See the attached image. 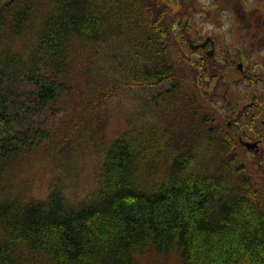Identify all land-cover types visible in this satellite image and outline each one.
Wrapping results in <instances>:
<instances>
[{
	"label": "trees",
	"instance_id": "16d2710c",
	"mask_svg": "<svg viewBox=\"0 0 264 264\" xmlns=\"http://www.w3.org/2000/svg\"><path fill=\"white\" fill-rule=\"evenodd\" d=\"M89 1L0 0V264H30L36 257L50 264H142L140 258L150 252L171 257L176 264H264V202L244 166L237 165L235 143L227 131L220 135L223 140H211L216 157L223 158L225 171L218 174L204 171V159L196 152L183 151L169 160L159 180L142 179L136 168L151 161L161 145L143 125L102 148L94 190L78 202L69 201L59 177L49 181L44 199L25 201L4 187V175L22 148L44 135L26 121L60 93L56 76L66 66L69 47L106 39L105 17L111 15L114 1L101 5ZM139 1L117 0V4L127 18L149 28L146 42L155 57L164 58L176 18L170 12L164 15L161 8L146 19ZM149 11L147 6L150 15ZM34 27L31 45L24 52L16 49L13 42ZM38 57L53 62L54 77L36 65ZM205 62L215 70L225 65L212 58ZM167 66H143L133 77L134 85H165L172 77ZM223 68L234 75L232 66ZM235 71L233 83L241 79ZM164 95L171 97L168 90ZM250 102L238 112L237 125L245 117L251 125L256 114L247 113L264 104V96H254ZM13 122L19 129L25 126L22 133L10 134ZM82 125L65 126L46 160L56 166L63 163L55 153L69 146ZM151 164L144 166L147 172Z\"/></svg>",
	"mask_w": 264,
	"mask_h": 264
},
{
	"label": "rangeland",
	"instance_id": "374dc122",
	"mask_svg": "<svg viewBox=\"0 0 264 264\" xmlns=\"http://www.w3.org/2000/svg\"><path fill=\"white\" fill-rule=\"evenodd\" d=\"M109 1L114 3L111 15L104 16L108 21L105 41L69 47L66 66L56 76L62 87L60 93L42 112L37 111L26 121L30 128L36 126L34 129L42 130L44 135L41 140L37 137L29 140L31 147L22 148L12 169L4 175L6 190L15 192L25 201L44 199L49 181L59 177L63 179L69 201L78 202L94 190L102 148L121 133L147 125L148 132L155 134L154 140L161 145L151 161L136 168V172L142 173V179L159 180L169 160L183 151L196 152L200 159L203 158L204 171L224 172L223 158L216 157L211 140H223L220 135L227 131L235 143L237 165L244 166L264 202V123L258 124L257 137L261 139L258 153L247 151L237 140L242 131L250 134L248 128L241 126L249 117L244 116L239 127L237 124L228 127V123L236 121L243 106L251 103L249 97L258 92L262 94L264 29L262 31L258 25L264 23V0H140L143 6L139 4V10L144 12L146 19L153 18L161 8L166 11L164 15L170 12L176 18V30L172 32L164 58L155 57L147 44L149 28L139 27L135 24L138 20L133 22V17L127 18V12L117 0L89 2L101 5ZM147 6L150 15L146 12ZM35 30L36 27L20 41L13 42L15 48H22L24 52L35 39ZM194 30L214 41L212 60L232 66L234 75L221 65L215 70L209 62L203 67L205 74H201L196 61L204 59L205 55L180 47L181 34H192ZM145 54L151 59L145 60ZM234 60L242 63L246 74L235 83L230 82L237 76ZM36 65L54 77L53 62L38 57ZM145 65H156L158 69L168 65L172 77L165 85L139 88L134 85L133 77ZM10 75L18 80L17 74ZM248 76L254 80L248 81ZM166 90L170 98L164 95ZM18 99L24 101L22 97ZM261 105L262 108L258 106L255 112L249 110L248 116L260 111L258 120H264V104ZM79 122L83 125L69 146L55 153L63 163L56 166L53 161H47L52 145L61 141L58 139L65 126L68 128ZM17 126L20 125L12 123L11 135L25 129L24 125L23 130ZM150 163L151 169L147 172L144 166ZM140 261L142 264H176L175 259L159 257L152 252ZM30 264L50 263L36 257Z\"/></svg>",
	"mask_w": 264,
	"mask_h": 264
},
{
	"label": "flooded vegetation",
	"instance_id": "af4514ba",
	"mask_svg": "<svg viewBox=\"0 0 264 264\" xmlns=\"http://www.w3.org/2000/svg\"><path fill=\"white\" fill-rule=\"evenodd\" d=\"M237 10H239V9H237ZM241 18L244 19V20L246 19L245 15L243 17L241 15ZM258 27L263 31V29H264V23L262 22V24H259ZM198 37L200 39L203 38L204 40L199 41V40L196 39ZM259 39L263 41V38H259ZM180 47L183 48V49H186V48L188 49L189 48V50H192L193 52H198L201 56L202 55H205L204 59H203V57L201 58V56H200L199 58H201V59L198 58L199 60L196 61V63L199 62V64H200L199 65V68L201 70L203 69V66L206 65L205 59L206 58H213V55L215 53V50H214V48H215L214 41L210 37H208V36H202L201 31L198 32V31H195L194 30V31H192V34L190 32H189V34H187V33L186 34H181ZM234 62L236 63L235 60H234ZM238 64H241L242 65V63H236L235 64V69L241 75V78L243 79L244 77H246V74L244 72L245 70H244L243 65L239 69L238 68ZM249 78H250V76H248L246 79L248 81L249 80L250 81L251 80H254L252 78L251 79H249ZM263 84H264V80H263ZM254 95L256 96V98H257V96L263 97L264 96V86H263V89H262V94H260V92H258V94H254ZM254 95H252L249 98L251 99L252 97H254ZM258 106H259V108H262V105L261 104H258L256 106V108ZM256 108L255 109H252L251 108L250 110H253V112H255ZM260 115H261V112L260 111L256 112V115L255 116L252 115L251 119H252L253 122H251V125L250 126L247 123H245L244 125H241L243 127L248 128L250 130V134L249 133H246L245 131H242V134L244 135L245 138L243 139L241 136H239L237 138V140H241V141L247 140V142L258 141L259 142V147H260L261 139L259 137H257L258 132H260V129H259L260 126H258V124H259V122L264 123V120H258V118H259ZM233 124H236V123L235 122H233L231 124L228 123V127H232ZM238 127H239V125H238ZM243 142H246V141H243Z\"/></svg>",
	"mask_w": 264,
	"mask_h": 264
},
{
	"label": "water",
	"instance_id": "95a60500",
	"mask_svg": "<svg viewBox=\"0 0 264 264\" xmlns=\"http://www.w3.org/2000/svg\"><path fill=\"white\" fill-rule=\"evenodd\" d=\"M242 67L241 64H238V68L240 69ZM241 144L244 146V148L248 151H253L254 153H258L259 151V142L254 141V142H243L241 141Z\"/></svg>",
	"mask_w": 264,
	"mask_h": 264
}]
</instances>
